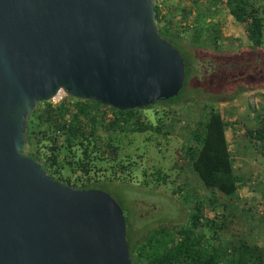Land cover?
Masks as SVG:
<instances>
[{"label":"water","instance_id":"1","mask_svg":"<svg viewBox=\"0 0 264 264\" xmlns=\"http://www.w3.org/2000/svg\"><path fill=\"white\" fill-rule=\"evenodd\" d=\"M185 77L154 0H0V264H132L120 203L32 158L29 115L61 93L145 110Z\"/></svg>","mask_w":264,"mask_h":264},{"label":"trees","instance_id":"2","mask_svg":"<svg viewBox=\"0 0 264 264\" xmlns=\"http://www.w3.org/2000/svg\"><path fill=\"white\" fill-rule=\"evenodd\" d=\"M209 1L208 9L199 14L196 12L199 0H154L160 34L178 48L185 58L184 89L191 79L192 65L189 57L181 51L179 41L187 40L185 34L189 33L194 42H211L219 46L223 36L221 27L209 23L206 18L218 15L216 13L222 8L227 7L232 17L245 25L250 48L264 44V15L259 6L250 0ZM175 24L180 31L173 29ZM177 96L158 101L145 110H120L69 95L58 102H40L29 115L26 131L30 144L29 155L41 161L44 169L60 182L81 189L106 191L109 182L122 181L123 173L130 175L137 167L122 158L123 136L148 132L149 135H163L168 139L166 134L170 130L166 122L172 111L169 107L160 106L173 102ZM152 108L156 109L157 123L145 116L146 110ZM209 112L208 120L197 123L192 131V143L183 145L181 149L189 167L203 184L217 189L220 194L205 199L207 194L201 197L199 193H194L196 198L192 200L193 208L182 226L163 224L156 233L149 232L141 238L131 235L130 210L115 198L126 214L132 264H264V246L248 242L227 243L226 247L220 244L224 226L217 222V215L212 213V209L219 205L228 208L222 196L235 195L240 178L235 172L232 150L226 137L227 116L222 110L214 108ZM261 114L259 126L254 131L246 132L264 148V112ZM150 138L147 140L150 141ZM176 167H173L176 169L174 177L162 168L150 174L154 175L157 183H167L168 178H171L170 182L176 185L182 171L178 168L181 167L179 163ZM143 172L147 174L146 169ZM188 186L186 182L177 185L179 192L183 194L185 191L184 202L191 200L192 193L188 192Z\"/></svg>","mask_w":264,"mask_h":264},{"label":"rangeland","instance_id":"3","mask_svg":"<svg viewBox=\"0 0 264 264\" xmlns=\"http://www.w3.org/2000/svg\"><path fill=\"white\" fill-rule=\"evenodd\" d=\"M250 1L259 6L264 15V0ZM209 2L199 0L196 12L206 11ZM216 14L206 20L220 25L223 36L219 46L194 42L189 33L185 34L187 40L179 41L181 51L190 59L192 74L181 94L173 102L160 106L172 111L166 122L170 130L166 134L168 139L148 132L124 135L122 158L137 167L130 175L123 173L122 181L109 182L105 190L129 208L140 238L149 232L156 233L163 224L182 226L193 208L194 193L201 197L207 194V199L220 192L203 184L189 167L181 148L192 143V131L197 123L208 120L211 108L222 110L227 116V135L240 180L235 195L222 196L228 208L219 205L212 209L217 222L224 226L220 244L226 247L227 243L248 242L264 246V148L246 132L259 126L264 112V44L250 48L245 25L236 21L227 7ZM176 24L172 28L180 31ZM65 96L61 93L53 101L58 102ZM155 111V108L146 110L145 116L157 123ZM177 163L182 171L176 185L170 182L171 178L167 183H157L150 174L162 168L174 177L176 169L173 167L177 168ZM180 182L189 184L191 200L184 202L185 191L182 194L177 190Z\"/></svg>","mask_w":264,"mask_h":264},{"label":"flooded vegetation","instance_id":"4","mask_svg":"<svg viewBox=\"0 0 264 264\" xmlns=\"http://www.w3.org/2000/svg\"><path fill=\"white\" fill-rule=\"evenodd\" d=\"M232 65H234V63H232ZM234 67H235V69H238V66L237 65H234ZM125 216H126V214H125ZM131 221H132V218H131ZM130 232H131V235L133 237L138 236V228L137 227H134L133 221H132V229L130 230ZM127 234H128V225H127Z\"/></svg>","mask_w":264,"mask_h":264},{"label":"crops","instance_id":"5","mask_svg":"<svg viewBox=\"0 0 264 264\" xmlns=\"http://www.w3.org/2000/svg\"><path fill=\"white\" fill-rule=\"evenodd\" d=\"M242 96V98L243 97H245L244 95H241ZM228 131V130H227ZM227 131H226V137H227V140H228V142H229V137H228V135H227Z\"/></svg>","mask_w":264,"mask_h":264}]
</instances>
